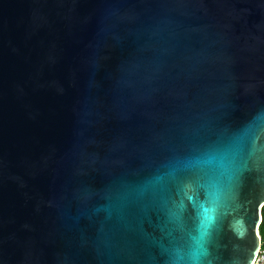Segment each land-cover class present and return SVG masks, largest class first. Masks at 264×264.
<instances>
[{"label":"water","instance_id":"95a60500","mask_svg":"<svg viewBox=\"0 0 264 264\" xmlns=\"http://www.w3.org/2000/svg\"><path fill=\"white\" fill-rule=\"evenodd\" d=\"M263 205L264 0H0V264H251Z\"/></svg>","mask_w":264,"mask_h":264},{"label":"trees","instance_id":"16d2710c","mask_svg":"<svg viewBox=\"0 0 264 264\" xmlns=\"http://www.w3.org/2000/svg\"><path fill=\"white\" fill-rule=\"evenodd\" d=\"M258 233L261 238V246L264 247V205L261 208V222L258 226Z\"/></svg>","mask_w":264,"mask_h":264},{"label":"built area","instance_id":"2783aa9c","mask_svg":"<svg viewBox=\"0 0 264 264\" xmlns=\"http://www.w3.org/2000/svg\"><path fill=\"white\" fill-rule=\"evenodd\" d=\"M251 264H264V247L260 246L256 257Z\"/></svg>","mask_w":264,"mask_h":264},{"label":"snow or ice","instance_id":"6c2138e0","mask_svg":"<svg viewBox=\"0 0 264 264\" xmlns=\"http://www.w3.org/2000/svg\"><path fill=\"white\" fill-rule=\"evenodd\" d=\"M190 199H192V198L190 197Z\"/></svg>","mask_w":264,"mask_h":264}]
</instances>
